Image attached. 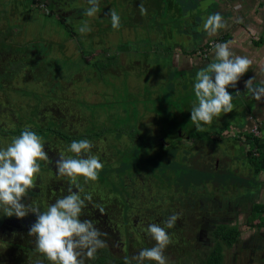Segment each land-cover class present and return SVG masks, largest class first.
<instances>
[{
  "label": "rangeland",
  "instance_id": "374dc122",
  "mask_svg": "<svg viewBox=\"0 0 264 264\" xmlns=\"http://www.w3.org/2000/svg\"><path fill=\"white\" fill-rule=\"evenodd\" d=\"M61 1L58 10L68 13L64 15V22L61 23L56 22L57 18L54 14H46L44 8L37 6L35 8L32 5L28 8L27 0L23 5L21 3L17 6L14 4V8L3 6V10L0 12L4 16L0 18V53H2L0 54V69L5 67L4 58H12L10 54H17L19 56L17 65L24 67L29 51L36 49V54L43 56V59L41 61V57L37 56L39 60L35 62V66L46 69L56 82L53 83L54 86L49 84V75H47V78L40 79L39 83H32V80L29 83H23L15 75L12 77L13 83L16 84L18 81L19 83L14 87H1V102H3L7 91L15 89L13 100L21 108L18 112L20 116H25L30 120L29 115L34 114L39 108H43L48 98L55 93L53 87H57L55 91L64 87L68 95V106L71 108L74 106L75 114L73 115H82L84 120L82 126H78L76 123L75 129L86 135L92 133L101 138L105 137L106 140L114 138L117 141L116 161L103 165L98 180L89 182L85 186L92 188L93 191L89 193L90 195H95L97 200L104 203L112 198L109 193L116 196L117 199H114L113 202L116 201L115 206L118 205L121 212H125L126 202L129 200V191L121 177L135 175L144 166H148L153 174H144L143 177L148 181L151 179L153 184L155 180L161 181L168 190L175 188L182 194L185 190L187 193L195 191L193 196L197 198H208L210 195H214L219 200L223 198V201L240 200L241 194L236 191L232 197H227L223 193L222 187L226 185L229 178L221 180V170L225 169L227 165L228 168L225 170H231L230 164L236 154L234 150L237 148V144L220 139L217 130L222 127L220 120L222 114L215 118L211 125H203V130L197 131L195 125L190 121V111L193 104L196 103L194 84L197 72L188 77L187 75L177 76L174 70L166 68L169 67L170 58L177 52L178 46L195 45L193 40L190 43L184 40L179 28H183V25L197 23L199 18H193L198 16V11L203 12L201 16H204L208 13L207 9L203 11L197 6V12L192 13L188 19L190 23L183 22L182 25L183 12L180 15L178 12L184 8L191 11L192 8L188 7L189 1L185 0L182 4L183 0H165L163 17L159 18L161 30H158V33L151 38L145 25L136 29L137 33L133 34V38L137 44H132V47L128 46L131 52L127 54L123 53L122 44L119 43L120 39L124 38V34L119 35L118 43L110 45L108 48L100 45L99 49L105 52L102 54L103 58L105 60L116 58L119 65L114 72L96 70L92 75V68H85L80 73L79 66L83 55L97 53L94 40L111 39L109 29L111 31L113 28L111 29L108 12L110 9H114L120 18L123 17L125 14L123 9L130 0H100V11L94 17L84 14L88 7L87 0ZM131 1L136 2L137 0ZM6 9H14V11ZM48 9L55 13V7L48 6ZM93 19L99 24L96 29L89 23ZM144 19L143 15L142 20ZM200 19L203 25L202 17ZM86 21L89 22L86 23ZM84 24H87L91 31L81 34L79 29ZM196 28L192 27V31L194 32ZM199 28H202L200 24ZM72 33H75V36L70 39ZM156 48L163 53L160 55L161 57L158 56ZM60 50L64 52L60 53ZM146 60L153 65L152 77L139 73L142 63L145 64ZM126 62L132 64L125 67L123 64ZM157 63H160L158 67H162L160 69L163 72H157ZM31 64L33 63L31 62ZM78 73L80 75L76 76ZM4 77L9 78V75L5 74ZM19 85L22 87H18ZM232 103L235 105L234 101ZM58 106L60 107V104ZM61 109L63 110V108ZM5 112L6 110L2 114L0 113V117ZM70 114V112L67 113V116L70 117ZM234 115L236 116L237 113ZM66 121L68 126L75 122L70 118ZM146 127H150L152 132L159 133L158 136L165 142L163 158L161 154L155 156L152 151L141 148L143 138L149 133ZM65 131L67 134L69 133V130ZM4 132L5 136H9V129ZM78 137L77 135L75 139L73 138V141H78ZM131 139L136 142L130 144ZM248 141L251 142L250 139ZM10 143L9 138L1 137L0 148H4ZM203 143L206 144L207 151L203 150L201 146ZM107 144L102 139L98 144L101 147L100 154L105 157L104 161H107L108 158L106 156L108 153ZM139 148H141V153L137 154ZM230 148L233 151L227 150ZM53 152L55 157L63 153L60 151V147H54ZM214 164L216 168H214ZM130 168H134L135 173L130 171ZM45 169V166L41 165V170ZM209 169L218 170V174L214 172L215 170L210 171ZM108 170L114 171L116 181H112L111 177H108ZM38 181L40 183L37 186L44 193L43 177L38 178ZM83 183L81 181V184ZM237 185L240 190L251 191L252 188V182H245V185L243 182H239ZM236 195H238L237 199ZM41 200L42 197H39L36 201L39 203ZM140 204H143L142 199L134 204V208L143 211L145 206L142 207ZM1 217L7 216L0 211ZM133 239L138 241L136 234L133 235ZM139 245L133 244V253L140 251ZM172 258L171 256L169 260Z\"/></svg>",
  "mask_w": 264,
  "mask_h": 264
},
{
  "label": "flooded vegetation",
  "instance_id": "af4514ba",
  "mask_svg": "<svg viewBox=\"0 0 264 264\" xmlns=\"http://www.w3.org/2000/svg\"><path fill=\"white\" fill-rule=\"evenodd\" d=\"M33 1L37 2L39 7L38 0ZM42 1H44L42 5L46 14H54L57 18L55 19L56 22H64L63 17L68 13L58 10L61 0ZM137 1L132 2L130 0L127 2L126 7L123 9L125 14L120 18L119 29L111 31L109 29L111 33L109 35L110 40H94L97 53L83 55L79 66L80 73L85 68H92V75H94L96 70H100V72L115 71L117 65H119L116 58L105 60L102 56L105 52L99 49L100 45L108 48V46L118 43V39L124 34V38H121L119 43L122 44L123 53L127 54L131 52L128 46L132 47V44H137L133 38V34L137 33L136 29L145 25L151 38L158 33V30H161L159 18L163 17L165 0ZM184 1H182V4H184ZM188 1L189 9L192 8L191 11L184 8V10L178 12L179 15L183 12V16H180L182 25L183 22L190 23L188 19L192 16V13L197 12V6L203 11L207 9L206 12L208 13L201 16L203 12L198 11V16L193 18H199L197 23L183 25V28H179L184 40L189 43L193 40L195 45L189 47L178 46L177 52L170 58L169 67H166L172 71L174 70L177 76L187 75V77L211 63L212 58H210V55L215 49V44L221 43L219 39L208 40L209 35L203 29L200 17H202L204 23L210 13H213L211 8H207L206 1L208 0ZM141 3L148 10L147 14L144 15V20H142L143 15L139 11ZM48 6L55 7V13L49 10ZM154 20L155 23H153ZM89 23L95 29L99 26L94 19ZM199 24L202 28H199ZM192 27H197L194 32ZM218 31L223 32L221 30ZM74 36L75 33H72L69 38L71 39ZM156 50L158 56L161 57L160 55L163 53L158 48ZM62 52L64 51L60 50V53ZM10 56L12 58H4L5 67L0 69V94L2 93L1 87H14L19 83V81L16 84L13 83L14 79L12 77L15 75L23 83H29L31 80L32 83H39L40 79L47 78V75H49V84L54 86L53 83L56 81L50 77L51 74H48L46 69L35 66V62L39 60L37 56L41 57V61L43 59V56L36 54V49L29 51L24 67L17 65L19 59L17 54H10ZM98 63H100V66H98ZM131 64L126 62L123 65L126 67ZM159 64H156V70L160 73V71H163L161 70L162 67H160L161 69L158 67ZM152 69V63L149 64V61L146 60L145 64L142 63L139 73L150 77L154 73V71H151ZM80 73L76 74V76L80 75ZM5 74L9 75V78H5ZM51 85L49 86L51 87ZM18 87L22 86L19 85ZM56 88L53 87L55 93L48 98L44 107L29 115L30 120L26 119L25 116H20L18 112L21 108L13 100L15 89L10 92L7 91L3 102L0 100V113L2 114L6 110L0 117V139L5 137V139L9 138L11 141L13 137L19 136L25 127H28L42 138L45 151L48 153L49 160L40 162L46 169L40 171L35 181V188L29 190L24 199L25 204L39 208L41 211H46L48 206L55 203L57 199L67 195L68 181L66 178L58 177L56 173L55 161L61 155L59 154L58 157H55L54 147H60V151L63 152L62 155L71 156L73 154L69 153L67 149L73 138L75 139L78 135V140L87 139L93 144L92 154L98 156L103 165H106L107 162H115L117 158L115 156L117 141L114 138L106 140L105 137L101 138L92 133L91 135H86L75 129L76 123L78 126H82L84 122L82 115H73L75 114L74 106L72 108L68 106V95L64 87H61L58 91H55ZM59 104L60 107L58 106ZM69 112L71 113L70 117L67 116ZM35 114L36 116H34ZM69 118L75 120L70 126L67 125L68 122L66 121ZM7 129H9V136H5L4 131ZM66 129L69 130L68 134L65 131ZM146 129L149 130V133L143 138L142 145H140L141 148L152 151L155 156L161 154L163 158V152L166 148L165 142L158 136L159 133L152 132L150 127H146ZM119 138L121 137L119 136ZM101 139L103 142L106 141L108 143L107 161H104L105 157L100 154L101 147L98 144ZM131 142L135 143L136 141L131 139L130 144ZM201 146L203 150L207 151L205 143L201 144ZM141 148L138 149L137 154L141 153ZM125 151L126 148L124 149ZM129 170L135 173L134 168ZM148 173L153 174L148 169V166H144L135 175H123L121 177L123 184L129 191V200L126 202L127 208L124 210L125 212H121L118 205L115 206L116 201L115 203L113 201L117 197L110 193L109 195L112 198L106 203L99 199L97 200V197L92 194L91 201H85L86 207L82 210L80 219L90 220L99 229L103 234L101 239L105 241L106 246L97 251L94 259H87L82 256L81 259L84 260V264H124L125 256L132 257L137 255L142 249L154 246L155 242L146 233L147 226L153 223L164 226V222L172 215H176L178 219L173 228L166 229L171 237V243L164 253L168 259V264H210V258L215 260L213 264H264V230L260 231L254 225H250L243 232L242 224L244 223H242L241 218H238V211H232L230 215L231 210L227 209V202L223 201V198L219 200L214 195H210L208 198H197L193 196L195 191L187 193V190H185L183 191L184 194H182L179 190L176 191L175 188L168 190L161 181L155 180L153 184L151 179L149 181L145 179L143 175H149ZM40 177H43L44 180L42 181L45 186L44 193L37 186L40 183L38 181ZM108 177H111L112 181H116L114 171H109ZM81 188L82 191L79 194L82 198L93 191L92 188L86 187L85 183L81 184ZM166 193L168 195H165ZM39 197H42V200L37 203L36 200ZM140 199L143 200V204L140 205L142 207L143 205L145 206L143 211L134 208V204H137ZM35 220L36 217L31 213L23 219H17L15 216L0 218V264H39V261H43V264H50V262L34 251L35 238L28 235L29 228ZM134 234L137 235L138 241L133 239ZM231 235L233 240L228 243ZM133 244H140V251L133 253ZM171 256L173 258L169 260ZM146 264H152V262H146Z\"/></svg>",
  "mask_w": 264,
  "mask_h": 264
},
{
  "label": "clouds",
  "instance_id": "9594fccd",
  "mask_svg": "<svg viewBox=\"0 0 264 264\" xmlns=\"http://www.w3.org/2000/svg\"><path fill=\"white\" fill-rule=\"evenodd\" d=\"M84 14L94 17L100 11V0H87ZM141 15L147 14L143 3L139 5ZM108 16L113 29H119L120 16L110 9ZM225 24L219 14H212L203 23L209 36L217 35ZM79 31L85 34L91 28L84 24ZM252 61L247 57L235 55L229 43L215 44V56L211 63L196 73L194 94L196 103L190 111V121L197 131L203 125H211L222 113L233 111V94L228 89L237 88L240 79L249 71ZM245 92L256 101L264 102V80L258 76L244 81ZM236 94H240L239 90ZM93 144L87 139L74 140L67 151L71 156L61 155L55 161L58 177L68 181L67 195L57 199L46 211L24 203L26 194L35 188V181L41 171V161H48L42 138L33 130L25 127L11 143L0 148V211L7 217L23 219L30 213L36 217L28 235L35 238L34 251L50 264H84L81 257L94 259L99 249L106 246L103 235L90 220H81L85 201H91L90 194L83 198L80 181L85 184L97 181L103 169L98 156L92 154ZM103 211V209H101ZM178 217L170 216L164 226L153 223L147 226L146 233L155 242L154 246L142 249L137 255L125 256L124 264H168L165 250L171 243L166 229L175 226ZM43 264V261H39Z\"/></svg>",
  "mask_w": 264,
  "mask_h": 264
},
{
  "label": "crops",
  "instance_id": "0c3cea01",
  "mask_svg": "<svg viewBox=\"0 0 264 264\" xmlns=\"http://www.w3.org/2000/svg\"><path fill=\"white\" fill-rule=\"evenodd\" d=\"M27 1L28 8L30 5L38 7L37 2ZM214 1H206L207 8L213 10L212 14L221 16L225 27L220 29L223 32L218 31L217 35L209 36L208 40L219 39L221 43L227 42L235 55L247 57L252 61L249 71L240 79L237 88L228 90L233 94L232 101L235 105L233 104L231 113H222L221 118L224 121L220 119L222 127L217 130L220 139L237 144L234 150L236 154L230 164L231 170H225L228 165L221 170V180L229 178L222 187L223 193L227 197H232L235 191L241 194L240 200L236 195L237 200L232 199L230 202L226 200V202L227 209L231 210L230 215L232 211H238V218L244 223L243 232L250 225L262 231L264 230V102L256 101L245 92L244 81L252 76L264 80V0H219L218 4ZM38 2V5L44 3L42 0ZM19 3L23 5L25 0H0V12L3 6L14 8ZM7 11L13 12L14 9ZM1 17H4L2 13H0ZM214 56L215 49L210 58L213 60ZM237 90L240 94H236ZM254 125H259L257 135L251 132ZM214 168H216L215 164ZM239 182H243L244 185L245 182H252L251 191L240 190L237 185Z\"/></svg>",
  "mask_w": 264,
  "mask_h": 264
},
{
  "label": "built area",
  "instance_id": "2783aa9c",
  "mask_svg": "<svg viewBox=\"0 0 264 264\" xmlns=\"http://www.w3.org/2000/svg\"><path fill=\"white\" fill-rule=\"evenodd\" d=\"M39 7L40 8H44V6L42 4H39ZM258 128H259V125H254L253 128L251 129V132L253 135H257L258 134Z\"/></svg>",
  "mask_w": 264,
  "mask_h": 264
},
{
  "label": "trees",
  "instance_id": "16d2710c",
  "mask_svg": "<svg viewBox=\"0 0 264 264\" xmlns=\"http://www.w3.org/2000/svg\"><path fill=\"white\" fill-rule=\"evenodd\" d=\"M211 171H214V170H211ZM214 172L218 174V172L216 170ZM230 233L232 234L231 231H230ZM232 240H233V237L231 235L230 238L228 239V243L231 242ZM214 261H215L214 259L210 258V264H213Z\"/></svg>",
  "mask_w": 264,
  "mask_h": 264
},
{
  "label": "water",
  "instance_id": "95a60500",
  "mask_svg": "<svg viewBox=\"0 0 264 264\" xmlns=\"http://www.w3.org/2000/svg\"><path fill=\"white\" fill-rule=\"evenodd\" d=\"M214 2H215L216 4H218V3H219V0H215Z\"/></svg>",
  "mask_w": 264,
  "mask_h": 264
}]
</instances>
